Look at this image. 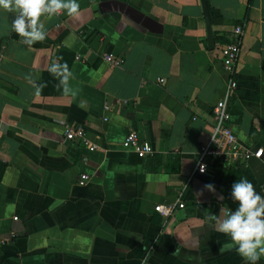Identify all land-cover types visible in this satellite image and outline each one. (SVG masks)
Returning <instances> with one entry per match:
<instances>
[{
    "label": "crops",
    "instance_id": "obj_1",
    "mask_svg": "<svg viewBox=\"0 0 264 264\" xmlns=\"http://www.w3.org/2000/svg\"><path fill=\"white\" fill-rule=\"evenodd\" d=\"M78 3L77 17L42 16L47 36L31 47L0 8V264H246L219 251L230 237L210 217L238 206L239 178L264 195V155L239 167L209 158L194 171L229 79L221 47L238 24L230 124L264 149V0H207L213 45L202 0ZM54 62L67 64L66 85ZM67 124L83 125L96 150L67 139ZM130 129L153 155L122 146ZM206 184L215 193L200 195ZM177 202L185 207L169 217L155 210Z\"/></svg>",
    "mask_w": 264,
    "mask_h": 264
},
{
    "label": "clouds",
    "instance_id": "obj_2",
    "mask_svg": "<svg viewBox=\"0 0 264 264\" xmlns=\"http://www.w3.org/2000/svg\"><path fill=\"white\" fill-rule=\"evenodd\" d=\"M0 8L16 14L11 22L12 31L30 47L47 36L42 16L52 17L62 12L69 17L80 15L78 0H0ZM48 70L61 80V85H66L72 75L66 63L54 62ZM64 90L67 92V87ZM205 190L215 193V186L206 184L200 195ZM230 196L238 206L234 210L220 208L210 217L213 226L230 237V243L222 244L219 251L235 249L246 264H257L264 256V195L247 178H239L233 183Z\"/></svg>",
    "mask_w": 264,
    "mask_h": 264
},
{
    "label": "built area",
    "instance_id": "obj_3",
    "mask_svg": "<svg viewBox=\"0 0 264 264\" xmlns=\"http://www.w3.org/2000/svg\"><path fill=\"white\" fill-rule=\"evenodd\" d=\"M244 34V24L236 25L233 28L230 39L221 47L222 62L225 70L228 72L229 79L225 85L223 97L213 106L212 116L214 124L212 126L211 136L209 141L200 146L194 172L205 173L208 170L207 159L209 158L220 157L226 165L239 167L252 158H261L264 155V149L262 147L254 150L242 144L230 124V100L238 87L237 66L241 56ZM105 60L112 66H120L125 62L123 57L113 54H106ZM65 135L69 140H80L81 143L92 151L97 148L95 144L88 140L83 125L67 124L65 126ZM122 146L125 149L133 151L141 158L151 156L154 153L153 145L149 141L141 139L139 132L135 129L128 131L122 141ZM89 179L90 175L83 173L80 177L79 184L84 185ZM184 207L185 204L183 202H177L173 204H158L155 206V210L162 216L169 217L176 209ZM4 243L5 240L0 239V249Z\"/></svg>",
    "mask_w": 264,
    "mask_h": 264
},
{
    "label": "water",
    "instance_id": "obj_4",
    "mask_svg": "<svg viewBox=\"0 0 264 264\" xmlns=\"http://www.w3.org/2000/svg\"><path fill=\"white\" fill-rule=\"evenodd\" d=\"M202 4H203V9H204L207 25H208L209 41H210V44L213 45L214 41H213L212 30H211V16H210V10L207 4V0H202Z\"/></svg>",
    "mask_w": 264,
    "mask_h": 264
}]
</instances>
